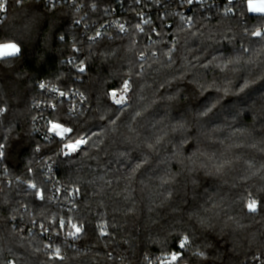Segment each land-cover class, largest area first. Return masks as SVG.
Here are the masks:
<instances>
[{"label": "clouds", "instance_id": "9594fccd", "mask_svg": "<svg viewBox=\"0 0 264 264\" xmlns=\"http://www.w3.org/2000/svg\"><path fill=\"white\" fill-rule=\"evenodd\" d=\"M135 3L0 0V264H264V13Z\"/></svg>", "mask_w": 264, "mask_h": 264}, {"label": "snow or ice", "instance_id": "6c2138e0", "mask_svg": "<svg viewBox=\"0 0 264 264\" xmlns=\"http://www.w3.org/2000/svg\"><path fill=\"white\" fill-rule=\"evenodd\" d=\"M235 0H226V4L229 5H234ZM248 10L250 12H255V13H264V0H248ZM228 14H231V7L228 9ZM145 23H147V21H145ZM121 30H123V25L120 26ZM100 36V33H97V37ZM19 51V49L16 47L15 44L12 43H6V44H0V58H10L16 55V53ZM71 62V61H69ZM79 71L83 72L84 71V65L83 63H81L79 65ZM41 88L44 87V84L42 83L40 85ZM125 90L127 89V82H125ZM113 100L116 104H121L124 100V96L121 95L119 96V98H117V93L115 91H113L111 93ZM49 131L55 133L56 136H60L63 137L65 135L66 132L70 131L69 129H66L65 127H63L61 124L55 123V122H50V126H49ZM3 140V137H0V141ZM86 141H76L75 143H69L65 145V148L67 149V152H74L76 151L80 145L82 143H85ZM4 156V152H3V145L0 144V158H2ZM28 187L30 188H35L36 185L34 184H30L28 185ZM38 196H40L42 199L44 198L43 196V192H38L37 193ZM247 207L249 208V210L254 211L257 207L256 202L254 200H250L248 202ZM60 226L64 227V223L63 221H60ZM73 231L71 233H69V235H71L73 238H77L78 235L81 232V229L78 225L76 224H72L71 225ZM104 230L103 228H101V235H104ZM56 252V258H59L60 255V249L57 248L55 250ZM176 257L173 256V260H175Z\"/></svg>", "mask_w": 264, "mask_h": 264}, {"label": "built area", "instance_id": "2783aa9c", "mask_svg": "<svg viewBox=\"0 0 264 264\" xmlns=\"http://www.w3.org/2000/svg\"><path fill=\"white\" fill-rule=\"evenodd\" d=\"M114 1L115 3L112 6L116 9L117 16H129L131 18L132 14L130 12H125L124 9L139 7L138 5H136L135 0L130 1V3H126L125 0ZM47 2L50 8H56L58 6L60 7L66 5L67 0H47ZM145 2L149 3V8L145 9V11L149 16L152 17L154 14L159 15L164 4L168 3L169 0H163V3L159 8L152 6L150 0H147ZM171 2L173 6L176 7L177 11H183L185 16L195 17L197 10L201 8V0H193V3L190 6H186L183 9H181L180 7V0H171ZM224 4H226V0H207V3L204 4V9H212L217 5L223 6ZM169 22L172 23L171 20ZM0 171H2V169H0ZM57 179H59V176H57ZM3 223V221H0V224ZM25 231H27V228H25Z\"/></svg>", "mask_w": 264, "mask_h": 264}, {"label": "trees", "instance_id": "16d2710c", "mask_svg": "<svg viewBox=\"0 0 264 264\" xmlns=\"http://www.w3.org/2000/svg\"><path fill=\"white\" fill-rule=\"evenodd\" d=\"M125 1H126V3H130V1H132V0H125ZM145 1H147V0H145ZM111 2H112V5L115 3L114 0H111ZM15 4H16V0H9V8H8L9 14H13V9L15 8ZM60 7H62V6H60ZM52 9H53V10H56L57 7H56V8H52ZM20 12H21L20 9H16V10H15V14H20ZM157 16H158V15L154 14L151 18H152L153 21L155 22V25H156L157 29H159V27H160V21L157 19ZM23 19H24V17H22L21 20L16 21L15 23H21V24H22V23H23ZM170 20H171V22H172V23H171V27L166 28V31H169V32H171V31H172V28L175 27V24H176V18H169V21H170ZM169 39H171V37H169ZM26 159H28V157H26ZM15 174L19 175L20 173H19V172H16ZM60 178H61V177H59V179H60ZM18 198H19V197L16 196L15 191L10 192V193L8 194V199H9L10 201H12V203H9V204H7V205H5V204H3V203H0V214H3L5 217H7V216L9 215L10 209H11V207L13 206V203H14L15 199H18ZM2 200H3V195L0 194V201H2ZM13 223L19 225V224H20L19 218H17V220H16L15 222H13V221H11V220H8V221H7V224H8L9 226H11ZM25 232H27V231H25Z\"/></svg>", "mask_w": 264, "mask_h": 264}]
</instances>
